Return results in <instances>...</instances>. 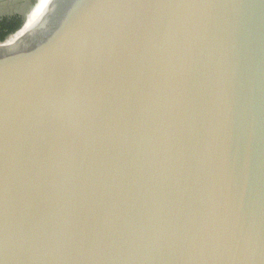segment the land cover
I'll list each match as a JSON object with an SVG mask.
<instances>
[{"label":"water","instance_id":"1","mask_svg":"<svg viewBox=\"0 0 264 264\" xmlns=\"http://www.w3.org/2000/svg\"><path fill=\"white\" fill-rule=\"evenodd\" d=\"M2 1L0 264H264V0Z\"/></svg>","mask_w":264,"mask_h":264},{"label":"flooded vegetation","instance_id":"2","mask_svg":"<svg viewBox=\"0 0 264 264\" xmlns=\"http://www.w3.org/2000/svg\"><path fill=\"white\" fill-rule=\"evenodd\" d=\"M23 11V9L17 10L16 13L8 10L0 11V43L11 37L23 25Z\"/></svg>","mask_w":264,"mask_h":264}]
</instances>
